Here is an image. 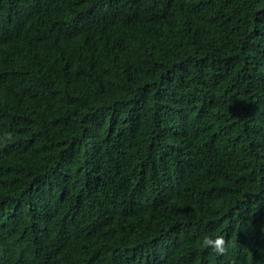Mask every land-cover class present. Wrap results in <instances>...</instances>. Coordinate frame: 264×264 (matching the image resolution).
Here are the masks:
<instances>
[{
	"label": "trees",
	"instance_id": "1",
	"mask_svg": "<svg viewBox=\"0 0 264 264\" xmlns=\"http://www.w3.org/2000/svg\"><path fill=\"white\" fill-rule=\"evenodd\" d=\"M41 262L264 264V0H0V264Z\"/></svg>",
	"mask_w": 264,
	"mask_h": 264
},
{
	"label": "clouds",
	"instance_id": "2",
	"mask_svg": "<svg viewBox=\"0 0 264 264\" xmlns=\"http://www.w3.org/2000/svg\"><path fill=\"white\" fill-rule=\"evenodd\" d=\"M31 11V10H30ZM13 61V59H12ZM12 61L7 64L6 66H10L12 64ZM76 239H73L72 241H75ZM200 246L205 249H209L212 252L215 253H224L226 251L225 247V239L223 236L219 235H212V234H203L200 238ZM158 262V261H156ZM43 262L39 263L42 264Z\"/></svg>",
	"mask_w": 264,
	"mask_h": 264
}]
</instances>
